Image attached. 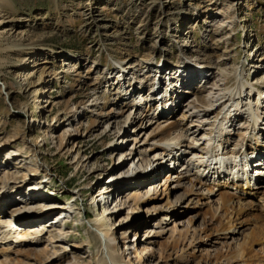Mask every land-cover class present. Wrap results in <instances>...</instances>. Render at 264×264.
Segmentation results:
<instances>
[{
	"label": "rangeland",
	"instance_id": "374dc122",
	"mask_svg": "<svg viewBox=\"0 0 264 264\" xmlns=\"http://www.w3.org/2000/svg\"><path fill=\"white\" fill-rule=\"evenodd\" d=\"M228 8L229 12H226ZM220 12L229 15L227 18H232L234 24L215 31L209 21L223 18L216 15ZM184 16L190 18L180 24ZM1 20L0 200L8 201L5 203L7 209L14 203L22 210L26 207L27 210L20 211L19 216L24 219L41 217V222L52 220L61 210L50 207L51 204L75 203L77 207L65 218L64 214L60 215L53 223L55 226L46 225L49 231L43 232V243L27 244L22 249L49 247L45 253L11 255L12 262L20 257L21 264H95L97 243L91 237L88 221L102 213L104 208L101 202L99 206L92 203V198L99 193L101 186L111 181L109 177L116 171L120 170L114 180L126 182L121 173L129 169L132 157L135 161L139 160L137 150L152 146V139L147 135L152 127L145 128L150 121L145 118L143 127L138 126L143 123L142 117L135 123L127 121L129 114L134 115L135 107L131 105L132 98L120 100V78L115 70L120 65L115 59L129 53L126 64L129 67L134 65V61H140L143 54L152 52L158 61L167 64L168 70H173V63L184 49L188 50L184 59L193 62L198 69L202 63L212 66L218 54L225 53L223 50L229 47V53L225 54L227 60L220 62V68L229 73L224 80L227 86H234V75L239 74L242 64L247 67L243 71L245 76L250 78L257 71L256 81L264 77V59L260 58L264 57V0H0ZM177 35L184 38L179 39ZM256 52L258 61L251 59ZM33 58L34 61L30 62ZM64 62L72 63L74 68H68ZM255 62H259L260 66H254ZM26 63L27 66L23 67ZM74 70L83 73L81 81H77V71ZM213 70L218 74V68ZM28 71L32 72L23 80ZM149 73L151 75L146 77L153 80L143 82L144 93L152 95L155 79V83L160 85L155 92V97H158V93L166 89L168 79ZM109 77L112 78L111 83L107 82ZM129 78L133 80L132 76ZM218 79L219 76L210 78L209 83L203 81L200 84L201 79L197 77L194 84H205L201 95L214 97L218 90L214 83ZM133 81L135 83L136 80ZM44 88L47 91L41 94L40 90ZM248 95L256 103L260 93L258 95L255 88ZM193 97L194 93L185 90L178 108L175 109V104H172L167 110L173 107L174 115L178 117ZM65 100H69V106H64ZM144 104L141 107L143 116L147 111ZM74 106H77L75 112L79 111L76 114L70 112ZM109 109L114 116L110 120L104 114ZM93 120H96L95 124ZM187 121L182 129L192 120ZM209 122L215 123V119L211 118ZM234 127L233 132L237 135H233L231 146L240 141V131L236 125ZM68 130L73 135H66ZM202 131L196 128L187 132L188 140L185 142H196ZM130 135L133 139L127 138ZM261 140L264 145V139ZM16 154L23 155L21 158L25 162L15 160ZM165 161L168 168L170 161ZM146 166L144 163L139 167L144 174L151 173L155 164L147 170ZM29 168H36L37 173ZM160 176L157 175V178ZM36 183L40 186L30 187ZM33 189L47 192L46 197L37 198L38 193H35V200L29 199L25 194L34 193ZM81 191L82 194L77 197ZM184 191L183 187L175 189L171 198L175 200ZM114 194L110 197V207L119 197L118 192ZM258 197L252 198L257 206L260 205ZM120 199H125L124 194ZM163 202L158 200L152 204ZM210 207L189 203L182 198L172 215L164 220L161 214L154 211L128 214V209H124L112 215L111 227L119 236L121 232L128 231L125 243L131 247L138 243L139 246L147 245L151 241L149 249L153 250L149 252V259L138 264H156L158 249L168 245L166 242L172 238L174 224L177 223L183 230L187 227L190 236L186 247L193 233L194 244L202 245L196 249L192 244L187 247L196 255L192 261L179 260L174 264H198L201 257L209 253L213 255L222 244H235L236 239H233L236 237L241 240L249 230L247 227H252L254 223L253 218L252 222L251 217L245 215L249 219L243 222L246 225L241 234L220 238L214 245H209L210 236H205L204 228L211 220ZM213 221L212 230L220 224L221 217ZM50 239L55 241V248ZM260 244L257 243L256 248H260ZM54 249L58 252L54 253ZM132 256L138 262L133 253Z\"/></svg>",
	"mask_w": 264,
	"mask_h": 264
},
{
	"label": "bare ground",
	"instance_id": "6f19581e",
	"mask_svg": "<svg viewBox=\"0 0 264 264\" xmlns=\"http://www.w3.org/2000/svg\"><path fill=\"white\" fill-rule=\"evenodd\" d=\"M226 12H229V8L226 9ZM216 15H222L223 18L209 21V24L211 23L215 31H222L226 25L234 24L232 18H227L229 15L225 16L226 14L224 15L221 12ZM189 18L184 16L180 24L184 21L187 22ZM177 37L179 39L184 38L181 35H177ZM249 41L247 42L249 43ZM19 45L21 44L17 46ZM249 50L251 51V49ZM186 51L183 49V54L178 57L173 65L171 64L174 67L173 70H168L167 64L158 61L152 52L143 54L140 59L138 58L140 61H134V65L129 67L126 66L129 59L128 56H130L129 53L115 59V62L120 65L115 69L120 78L118 82L119 89H121L120 92H122L120 100L132 98L131 105H133V108L135 107L134 115L129 114L127 121L135 123L142 117L143 123L141 122L138 126L143 127L141 125L144 124V120L147 118L150 124L148 126L145 125V128L152 127L147 133L150 136L149 139H152V143H150L152 146H145V149L137 150L138 153L134 150L140 157L138 161L136 160L137 163H135L136 161L132 157L129 169L121 173L126 182L114 180V178L118 177L117 174L120 170L116 171L109 177L113 182L108 184L109 181L107 184L105 183L101 186L99 193L92 198V203L99 206L101 202L104 208L102 213L88 221L91 237L97 243L95 264H138L149 259V252L153 250L149 249L151 241H148L147 245L139 246V243L134 247L127 245L125 240L128 231L121 232L122 234L119 236L114 227H111L113 226L111 223L113 219L112 215L118 214L124 209H128V214L139 211L152 213L154 211L161 214L164 220L172 215L176 205L179 204L182 198L188 200L189 203L195 202L196 205L203 207L209 205L212 207H210L212 211L211 220L208 226L205 224L206 227H203L205 229L204 233H206L205 236H210L208 240L209 245H214L220 238L227 239L234 237L235 234H241L242 228L244 227L243 229H245L246 225L243 222L249 219L245 215L251 217L252 222L254 219L253 226L247 227L249 230L243 235L241 240H237L235 236L236 238L233 239V241L236 239L235 244H222V247L217 249L213 255L209 253L207 256L201 257L197 261L198 264H211L212 262H215V264H264V145L260 142L261 138L264 139V77L262 78L263 80L256 81L257 71H255L254 77L249 78V76H245L243 71L247 67L242 64L239 74L234 75V86H227L224 80L228 78L229 73L220 68V62L227 60L225 54L229 53V47L223 50L225 53L218 54L217 63L214 62L209 67L202 63L203 65L200 64L198 69L194 67L193 62L190 63V61L184 59ZM258 52L252 56V60L254 58L258 61ZM260 58L264 59V57ZM31 60L30 62H33L34 58ZM259 62H255L254 66L259 67ZM1 65L2 62L0 61V69ZM64 65L69 66L68 68L70 69L74 68L70 62H64ZM26 66L27 63L23 67ZM179 68H182L181 72ZM217 68L219 69L218 74L213 70ZM131 70L135 71L132 72ZM74 71H77V81H81L83 73L78 70ZM30 72L32 71H28L23 75V80H26ZM143 72L146 75H143ZM149 72L155 75L159 74L162 79H168V84L162 94L165 95L170 92L167 94L168 97L161 101H159L158 97H155V90L160 86L155 83V79V82L152 84L153 87L151 86L152 95H145L143 82L153 80L146 77L147 75H151ZM130 76H132L133 80L140 81V83L136 81L133 83V80V82L130 81ZM218 76L219 79L214 83L218 90L214 97L201 95L206 86L205 84H194L197 77L201 79V84L203 81H205L204 83H209L210 78L216 79ZM111 80L112 78L109 77L107 82L111 83ZM255 88L258 89V95L260 93L256 103L248 95ZM185 90L194 93V97L187 101L185 110L176 117L174 115L175 109L178 108ZM45 91H47L46 88L41 89L40 93L43 94ZM63 102L64 106L70 104L69 100ZM144 102L146 103L147 111H144L143 116L141 114L143 108L141 107ZM172 104H175V109L171 107L167 110ZM76 110L77 106H74L70 112L76 114L79 112H75ZM104 114L107 115L109 120L114 118L111 115V109ZM211 118L215 119V123L209 122ZM187 120L192 121L182 129L181 127ZM95 123L96 120H93V124ZM113 123L117 124V122ZM235 125L236 129L240 131V134H238L240 135V141L236 145L231 146L233 135L236 134V132H233ZM134 128L136 129L137 127L135 126ZM194 128L203 129L202 136L196 142L186 143L185 141L188 140L186 136L187 132H193ZM69 133L73 135L71 130H68L66 135ZM206 135L210 136L211 139L215 138L219 143L207 145L204 141L201 142L200 140ZM131 136L127 138L133 139ZM134 139L137 140V137ZM210 141H213V139ZM12 154H15V152ZM21 157L16 154L14 159L24 163L25 161ZM236 159L242 160L244 167H252V171L246 174L239 171L237 178L241 176L243 178H239L238 180L234 179L230 172L231 164ZM165 160L170 161L168 168L165 166ZM144 163L148 166H146V170L149 169V166L155 164L151 173L147 172L145 175L139 169L141 164ZM133 166L135 167L132 168ZM29 169L37 173L36 168ZM159 174L161 176L157 178ZM38 184L36 183V185L30 187H35ZM180 187H183L185 191L173 200L171 198L172 192ZM39 191L36 190L34 193L29 192L25 195L29 199L34 200L35 193H38L37 198L46 197L47 192L40 193ZM82 192H79L76 196L79 197ZM116 192H118L119 197L115 200V205L110 207V197L115 196L114 193ZM123 194L124 200L120 199V196ZM257 197L260 199L259 206H257L258 203L255 204L254 200H252V198ZM158 200H164V202L152 204V202ZM7 202L5 199L0 200V254L2 256L0 257V264H21L19 262L20 257H17L12 262V254L20 256L22 254L31 255L33 252L37 253V255L45 253L49 247L43 246L35 250L29 248L22 249L27 244L36 245L43 243V232L49 231L46 225L48 227L55 226L53 223L58 220L60 215L64 214L63 218H65L67 213L71 214V212L77 210L75 203L67 205H54L50 203V207H58L61 210L52 220L41 222L43 219L41 217L22 218L19 216V212L26 211L27 208L25 207L22 210L14 203L10 209H7L5 208V203ZM219 217H221L220 224L214 226L212 230L211 224L214 223L213 220ZM49 221L51 222L50 224H48ZM186 228L183 230L177 223L174 224L173 231L171 232L172 238L168 240V243L166 242L168 245L166 247H159L158 249L159 259L156 264H174V262L179 260L192 261V258H195L194 251L189 252L187 247L192 244L194 249H196V247L202 244H194L196 240L195 236L193 238V233L189 245L186 247L185 243L189 240L188 237L190 236L189 229ZM214 234L216 236H213ZM50 240L52 242L50 244L55 242L53 239ZM257 243H261L260 248H256L255 245ZM132 244H135L134 240H132ZM55 246L53 244V248ZM53 252L57 253L58 251L54 249ZM132 253L138 259V262L133 259ZM174 253L176 254L175 256Z\"/></svg>",
	"mask_w": 264,
	"mask_h": 264
}]
</instances>
